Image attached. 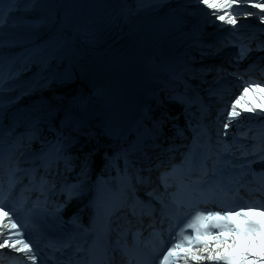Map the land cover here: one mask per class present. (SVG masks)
<instances>
[{"label": "snow or ice", "instance_id": "6c2138e0", "mask_svg": "<svg viewBox=\"0 0 264 264\" xmlns=\"http://www.w3.org/2000/svg\"><path fill=\"white\" fill-rule=\"evenodd\" d=\"M198 2L205 6L207 10L210 11V15L213 16L216 20L220 21L222 25L231 26L235 28L237 24L236 14L239 11H243L245 17H258L260 23L264 24V0H198ZM252 9H258L259 13L252 11ZM236 13V14H234ZM3 22V17L0 16V23ZM252 51L250 47H241L240 59H243L248 52ZM205 55L202 53V56ZM211 71V69H208ZM182 79V77H178ZM258 86L255 82L249 83L247 87L242 88L241 94L235 99V102L232 103L228 108H226L225 113L223 114L222 120V130L223 134L227 135L228 128L233 125L234 121H237L241 116V112L237 109V105L244 100L245 94L250 87ZM54 111V109H53ZM252 111H255L252 109ZM51 111L44 116L42 119H37L34 124V131L29 133L27 136L29 146L34 140L39 139L42 136V129L39 125L41 123H47L49 125V130H53L52 121H51ZM264 115V112L261 113ZM68 118L66 117L65 120ZM165 120L163 118L159 120H154V128L156 131H160L164 124ZM62 128L60 131L56 132L55 141H47L49 149L45 152L41 149L40 153L33 154V165L34 167L29 169H20L19 161L16 162V167L13 169V175L16 172L24 171L30 177V183L38 185L39 191L42 194H47L48 192H55V176L59 174V166L63 163L64 169L66 171H71L74 167L73 160L79 159L78 157H72L71 155H66L71 145L75 142L76 138L71 135V133L65 134L63 132L64 121H61ZM191 126V124H190ZM194 139L193 146H198V137L200 133L196 132V129L193 128ZM173 149L170 147L167 151L171 152ZM225 151L228 150L227 145H225ZM131 153L129 150L125 149L116 153L113 157H109V160H119L123 158L124 160V169L121 174L120 169L117 168V177L116 179L121 183L122 187L126 191H131L133 204H128L127 195L124 196V199L121 201V207L127 205L132 209L133 215H137L136 212V203H142L139 201V198L135 196L136 185L139 184H148L151 183V172L152 168H134V176L129 173V168L134 167L132 161L130 160ZM247 155V154H245ZM90 156L91 154L86 153L83 160L79 165V174L76 184H64L61 186V191H66L68 193L69 200L73 196H79L81 194L82 186L88 181L89 172H90ZM207 159V158H205ZM39 161V164L36 161ZM163 161L157 163L156 167L160 168L163 165ZM251 162H249L250 166ZM187 166V171L189 173V178L192 171V156L191 151L185 156V160L182 162V165H172L170 170H165L160 173L159 180L163 185L165 192L171 186V180L176 179V172L178 168ZM56 171L54 172L53 169ZM40 169L44 170V174L37 176V173ZM142 172H147V175H141ZM214 174V173H213ZM208 175V169L206 163L202 164L201 177H206ZM50 177V178H49ZM135 181V183L133 182ZM207 183L204 179H198L195 181V184L202 185ZM180 186H183V180L180 182ZM10 187H14V182L10 183ZM193 191H199V194L202 198H211L215 196V189L211 186L206 190H200L194 188ZM148 196L153 197L158 200L164 209H167L169 206L164 203L163 195L161 193L156 195V189L147 193ZM0 197H4L2 191H0ZM6 198V197H4ZM175 203V201H174ZM183 204H177V207H184ZM63 207V205H61ZM188 212H186V217L188 221L185 225V228L180 229L178 233L175 234L173 240L169 247H167L166 252H164L160 264H178L179 259L181 258V249H186L183 252L184 264H188L189 260L192 261H223V264H235V257L226 256L223 254L217 255L218 249H213L209 242L205 239L206 237L212 236L214 241L223 245L226 242V238L223 235L225 232L232 233L231 237L233 245L235 244V235L246 236L249 233L254 234L256 231H264L258 222L249 221L247 225L236 224L233 221L236 217H243L245 220L248 219L247 213L244 210L234 211V210H213L209 208H199L198 206L193 207L191 204L187 205ZM5 205L0 202V214L7 219L9 230L18 229L17 223L11 219L9 212L4 210ZM59 210V209H58ZM120 208L113 209L109 211L105 216V227L108 231H111V216L115 214L116 211H119ZM143 211V210H142ZM148 214H151V210ZM128 230H125L126 235ZM186 231H190V234H186ZM0 235H3L0 232ZM23 233L16 231L11 235L5 237L0 241V248L7 247L14 249L16 252L24 253L30 261L36 260V253L33 251L31 245L23 239ZM139 236V233L136 234ZM159 236V234H156ZM171 235V233H170ZM15 236V239L13 237ZM192 249H195L194 251ZM205 253H207L205 255ZM91 255V251L89 253ZM125 255L128 254L125 250ZM100 264H108V261L105 260L100 262ZM131 264V260L129 261ZM139 264V262H138Z\"/></svg>", "mask_w": 264, "mask_h": 264}, {"label": "bare ground", "instance_id": "6f19581e", "mask_svg": "<svg viewBox=\"0 0 264 264\" xmlns=\"http://www.w3.org/2000/svg\"><path fill=\"white\" fill-rule=\"evenodd\" d=\"M12 1H17L18 8L24 12L16 15V22L10 23V26L2 27L4 39L11 33L24 31L17 26H25L34 21L38 22V20L33 21L32 17H38L43 24H53L60 18L61 12L73 7L84 9L86 19L92 12L97 15L105 14V17L108 18L114 15L113 19L117 24L119 33L122 34L121 39L125 38L127 31H135L142 38L154 43L170 40L174 50H179L185 45L184 50L186 52L193 50V37L205 34L207 30L221 24L220 21L210 15V11L198 0H32V3L30 0H9V2ZM25 3H30V8L26 7ZM25 30L28 29L25 28ZM219 31L221 30L217 32ZM24 35H27L26 38L36 36L35 33L29 31ZM185 39H190L191 43H185ZM20 42L28 43L22 39H9L5 44L12 45ZM63 46L64 48L69 47L68 45ZM65 59L61 60L62 64H65ZM50 66L52 71H56L53 62L50 63ZM70 69L60 78L67 77L68 73L69 75L73 74L74 72ZM51 73L49 71V74ZM44 77L59 81V78L52 74ZM148 156L149 153L143 160H147ZM172 156L171 153L165 154V151H154L151 159L160 157L172 161Z\"/></svg>", "mask_w": 264, "mask_h": 264}]
</instances>
